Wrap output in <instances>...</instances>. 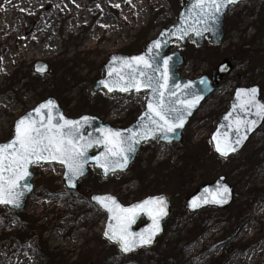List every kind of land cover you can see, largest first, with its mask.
<instances>
[{
    "label": "rangeland",
    "instance_id": "rangeland-1",
    "mask_svg": "<svg viewBox=\"0 0 264 264\" xmlns=\"http://www.w3.org/2000/svg\"><path fill=\"white\" fill-rule=\"evenodd\" d=\"M181 8L182 0H0L1 30L32 33L25 58L16 59L8 73L0 70V143L12 138L18 118L48 97L57 99L73 118L93 114L114 127L132 124L144 110L147 93L95 94V82L104 76L103 65L111 55L142 52L176 23ZM57 10L75 11L78 26L70 29L73 19L58 18L60 25L47 27L53 39L36 37V17L43 25ZM106 16L115 24L113 42L94 47V28H103ZM12 44V39H0V68L9 52L21 53L22 42L15 48ZM176 51L186 58L178 69L183 79L213 75L225 58L235 65L232 76L192 119L184 142L148 143L126 173L107 180L92 169L78 193L63 185L62 167L35 165V192L26 211L0 208V264H264V216L255 218L257 208L264 210V126L228 160L220 159L211 143L238 87L258 85L264 100V0L231 8L222 45L208 40L200 47L191 41L182 48L175 42L169 53ZM37 62L47 64L49 72L35 73ZM221 176L235 191L230 207L194 214L185 210L187 198L200 185ZM86 189L113 194L126 205L167 194L174 213L165 235L154 248L124 255L103 237L106 215L91 203ZM249 221L251 232L245 231Z\"/></svg>",
    "mask_w": 264,
    "mask_h": 264
},
{
    "label": "water",
    "instance_id": "water-1",
    "mask_svg": "<svg viewBox=\"0 0 264 264\" xmlns=\"http://www.w3.org/2000/svg\"><path fill=\"white\" fill-rule=\"evenodd\" d=\"M248 1L249 0H238L235 4L226 3L225 7L221 9L222 14H214L215 16H219V19L217 20L214 17H209L207 15H204L202 19L198 18L201 16L198 0H183V7L179 11L177 22L173 26L163 29L156 39L150 41L146 45L144 51L131 56L113 54L109 57V61L104 65L105 75L103 78L96 81L95 86L93 87L94 93L97 94L101 91H105L108 95H137L148 92L144 111L129 127H113L108 123H104L99 117L93 115H82L78 118H71L66 115L65 110L54 97H49L47 100L37 105L33 110L17 119L14 125V136L9 141L1 143L0 145L6 144L15 139L18 122L26 116H29V114H31L32 122L37 125L40 123H47L49 121L52 124H63L65 119L79 122L76 125L79 130L77 138L72 140V144L76 145L77 150L82 151L86 157L83 175L79 176L70 183L66 178L67 165L62 163L61 160L53 159L39 162L44 165L62 166L64 168V186L69 191L78 192L80 190V182L89 175L92 167L100 171L102 179L106 180L113 175L127 172V170L134 164L142 146L146 143L156 141L166 145L183 143V133L187 129L191 119L200 110L203 103L210 96L216 93L218 87L224 81V78L231 75L234 68L232 63L228 59H225L219 65L217 75L214 79L208 75H204L194 80L182 79L181 74L177 73V70L185 64V58L181 52L168 54L171 45L173 42H178L185 48L187 47L188 42L192 40L196 42L198 46H202L206 42L207 38H209L214 45L222 44L225 38L226 16L229 13L230 8L242 3H247ZM205 21H207V23H205ZM197 30H199L200 34H197ZM156 41H160V47L155 46ZM141 56L149 62V68H145L143 63H138L134 59L135 57ZM35 72L39 75H45L49 72V67L43 62H37L35 64ZM140 72H146L151 75L154 78V84L156 81H159L161 84H164L166 81V86L160 88V92H163L162 104L165 110L188 109L189 104L194 103V106L190 109V114L186 115L182 127H176L175 131H167L166 129L165 131H155L149 133L147 139L144 138V134L147 129L156 128V125L152 124L151 120H159V117L155 116V113L148 109L149 103H155L152 99V89L140 87L139 91L135 88H129V91L121 90L123 86L129 84L132 76H136L141 82H143L145 78L139 76ZM253 88L258 90L255 95V101L260 104H264V101L261 99V88L259 86L238 88L235 92L233 100L230 103L229 111L222 116L215 132L211 136V143L214 151L221 159L227 160L230 157L239 154L246 147L250 139L264 125V121H261L253 130L248 132L247 138L242 139V143H235L236 139L240 137V128L237 125V121L242 122L245 120L259 119L256 116V111L258 110L257 107L253 106V104L249 102V96L251 94L247 91H242ZM196 96H199L200 98L198 100H194ZM157 98L159 99L158 94ZM49 101H52L53 104L48 107H42L48 104ZM146 112H148V115H145ZM178 114L179 112L177 111H172L170 113L173 117ZM61 117L63 118L61 119ZM174 122L175 121L173 119L169 120L170 124ZM64 130L66 131L67 129L65 128ZM108 130L119 132L120 139L122 140H127L130 136L134 138L132 143L136 151L129 154L130 158L125 168L113 167L112 162L120 159V157L112 155L109 151L110 148H112L113 151L119 150L113 148V145L107 142L111 139L110 136H106ZM232 146L236 147L237 150L235 152L230 150ZM96 150H98L97 154L93 155ZM225 151L228 152L226 156L223 154ZM34 164L36 163L28 165L27 172L29 175L18 180V187L14 189V191L23 192V196L20 197L19 206H13L12 204H0V208L8 207L10 210H14L16 212H21L26 209L29 197L35 189L33 184L35 176L31 171ZM102 164L108 168L107 173L105 172V167L101 166ZM8 175L9 173H4L5 183H7ZM25 183H27L29 187H21ZM224 186H227V188L230 189V192L225 193L223 191ZM224 196L228 197L227 200L224 203H219L218 201ZM108 197H111L115 201V204L109 203V208H112L113 211H109V208L104 207L98 199ZM234 197V188L227 183L225 177H220L211 184H205L199 187L197 191L188 198L185 208L191 213H196L208 207L226 209L231 206L234 201ZM156 198H160L159 202L147 205V210L136 209L134 212L122 211L135 209L137 205H141L149 200L156 201ZM90 199L93 204L97 205L99 209L106 214L107 223L104 230V236L113 244L118 245L117 242L109 239V236L106 235L110 225L113 227L117 225V220L114 218L113 212H115L118 216L129 217L131 221L128 224L129 231L137 235L141 233L147 234L152 231L155 227L154 220L159 222L161 230L155 233L153 243L148 246H141L130 253H124L126 255H131L141 249L154 246L158 238L164 234V223L173 212L172 201L166 195L148 197L128 206L122 204L121 201L113 194L93 193L91 194ZM193 201L197 204V207L195 208L191 207ZM161 209L166 214L161 215L158 211ZM143 218L147 219V224L137 229V224Z\"/></svg>",
    "mask_w": 264,
    "mask_h": 264
},
{
    "label": "snow or ice",
    "instance_id": "snow-or-ice-1",
    "mask_svg": "<svg viewBox=\"0 0 264 264\" xmlns=\"http://www.w3.org/2000/svg\"><path fill=\"white\" fill-rule=\"evenodd\" d=\"M238 0H198L200 6L201 16L204 15L219 19V16H215L216 13H221V9L225 7V4H235ZM222 14V13H221ZM207 23V21H205ZM197 34L199 30H197ZM156 47H160V41L155 42ZM138 63H143L145 68H149L150 64L144 57L134 58ZM140 77L145 79L141 82L136 76H132L128 85L121 88L122 91H129V88H135L137 91L140 87L152 89V99L155 103H149L148 109L155 113V116L159 117V120L152 119L151 123L156 125L154 129H147L144 134V138L147 139L148 134L155 131H175L176 127H182L186 115L190 114L191 107L194 103L189 104L188 109L165 110L162 104L163 92H160L161 87L166 86V81L161 84L159 81L153 83V77L146 72H140ZM247 91L251 95L249 96V102L253 106L257 107L256 116L258 120H245L237 121V125L240 128V137L235 141L236 144L242 143V139H246L248 132L253 130L258 123L264 121V104H260L255 101V95L257 89L253 88ZM159 95V99L157 98ZM200 97L196 96L194 100H198ZM53 102L49 101L48 104L42 107H48ZM172 111L179 112L174 117L170 115ZM148 115V112L145 113ZM63 117H61L62 119ZM87 119V118H85ZM173 119L175 122L170 124L169 120ZM163 122V123H161ZM79 122L64 120L63 124H52L50 121L47 123H40L39 125L32 122L31 114L26 116L18 122L16 137L12 141L0 145V204H12L13 206H19L20 197L23 196V192L14 191L18 187L17 181L23 179L24 176L29 175L27 168L29 164L39 163L41 161L58 159L62 163L67 165L66 178L71 183L79 176L83 175L84 164L86 163V157L82 151H78L76 145L72 144V140L77 138L78 128L76 125ZM67 129L66 131L64 129ZM106 136H110L111 139L107 142L113 145V148L119 151H113L112 148L109 151L112 155L119 156L120 159L112 162L113 167L125 168L129 160V154L136 151L132 141L133 137H128L127 140L120 139L119 132H113L108 130ZM126 145V147H125ZM232 152L237 149L235 146L230 148ZM225 156L227 151L223 153ZM105 167V165H101ZM108 168L105 167L107 173ZM7 172V183H5L4 173ZM115 174V173H113ZM21 187H29L27 183ZM223 191L225 193L230 192L227 186H224ZM227 196H224L219 203H224L227 200ZM104 207L109 208V203L115 204V201L111 198H98ZM160 198H156V201H146L141 205H137L135 209L122 210L127 212H134L136 209L147 210V205H151L155 202H159ZM191 207H197L195 201L192 202ZM109 211H113L109 208ZM161 215L166 214L163 210H158ZM114 218L117 220L115 227L109 226V230L106 233L109 239L118 243L123 253H130L141 246H148L153 243L155 233L160 231L159 222L154 220L155 227L147 234L141 233L139 235L131 233L128 228V224L131 222L129 217L118 216L113 212Z\"/></svg>",
    "mask_w": 264,
    "mask_h": 264
},
{
    "label": "bare ground",
    "instance_id": "bare-ground-1",
    "mask_svg": "<svg viewBox=\"0 0 264 264\" xmlns=\"http://www.w3.org/2000/svg\"><path fill=\"white\" fill-rule=\"evenodd\" d=\"M16 13L22 14L24 12L22 11H16ZM77 16V14H75V11L71 10L70 13H65V10H57L56 12L52 11V16L51 18L47 21V23L41 25V18L39 16L36 17L35 19V23H36V37L42 36L44 39L47 38H54V34L52 32L48 33L47 27H50L49 30L53 29L54 26H56V24H59L62 21L65 20H70L73 19ZM62 19L61 22L58 19ZM76 26H78L77 21H75L74 19L71 21V24H68V28L70 29H75ZM114 30H115V24L113 23V19L111 16H106L105 17V23H104V27L103 28H99V27H95L94 28V36L96 37L95 41L97 42L95 44L94 47L99 46V44L101 42H106L108 44H111L113 42V35H114ZM32 33L29 35H18V34H12L10 35L9 32H6L5 30L3 31V29L1 30L0 28V39L3 38L6 40L12 39L13 44L12 47L15 48V45L18 43L22 42V47L20 49L21 53L20 54H15L14 52H9L8 56L5 58L3 64H2V68H0V70H2V73H8V71L10 70L11 67H13L12 65L14 64L15 60L18 59L19 57L25 58L24 57V53L26 51V49L32 44ZM4 42V40H3ZM55 47V41L50 42V48L48 50V53H52L53 48ZM91 48H89L88 50L92 49V46H90ZM24 61H27L28 59H23ZM262 216H264V210L261 211L260 208H257V212L255 214V218H261ZM251 225V221H249L248 226H246V230L248 232H251L254 230V228ZM243 231V229H242ZM244 232V231H243Z\"/></svg>",
    "mask_w": 264,
    "mask_h": 264
}]
</instances>
